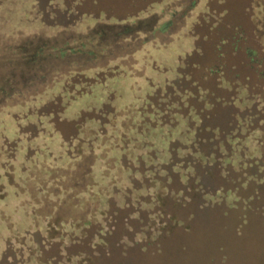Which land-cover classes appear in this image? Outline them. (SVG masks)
<instances>
[{"label":"trees","instance_id":"obj_1","mask_svg":"<svg viewBox=\"0 0 264 264\" xmlns=\"http://www.w3.org/2000/svg\"><path fill=\"white\" fill-rule=\"evenodd\" d=\"M85 1L0 0V32L30 23L61 29L52 36L17 30L15 40L0 41V111L24 110L21 116L3 114L6 134L10 127L23 137L55 132L63 145L77 143V155L84 145L89 155L110 153L104 143L114 134L119 138L112 158L118 177L104 187L100 200L104 225L82 223L88 235L98 237L94 248L111 249L110 240L119 235L128 238L127 247H159L163 237L189 226L187 216L206 209L224 208L222 213L243 219L264 215V55L249 42L248 32L222 23L216 6L210 8L203 25L197 21L190 31L203 47L178 60L174 75L163 83L149 81L144 100L127 109V121L106 138L110 121L115 124L118 117L113 92L73 121L65 120L66 109L93 86L123 74L114 63L118 53H135L138 44H163L172 21L160 23L157 15L139 19L142 10L135 6L113 14L97 0ZM83 16L94 21L93 28L64 33ZM17 121L23 123L16 126ZM69 150L64 146L63 154ZM80 172L75 178L80 182L91 174Z\"/></svg>","mask_w":264,"mask_h":264},{"label":"rangeland","instance_id":"obj_2","mask_svg":"<svg viewBox=\"0 0 264 264\" xmlns=\"http://www.w3.org/2000/svg\"><path fill=\"white\" fill-rule=\"evenodd\" d=\"M97 1L113 14L128 13L134 6L147 10L138 14L139 19L152 15L151 7L161 2ZM84 4L90 5L91 1L86 0ZM243 5L246 10L239 18L235 15L236 9ZM222 7L235 13L227 19L241 23V28L249 34V42L261 48L260 55H264V0H227L217 6L218 11ZM97 23L111 24L113 21L98 20ZM124 23H128L127 20ZM94 24L90 17L83 16L70 28H65L64 33H85ZM172 28L177 30L178 24L173 22ZM17 30L23 35L41 32L46 36L61 31L35 23L14 24L0 32V41L15 40L13 33ZM138 37L141 40L143 34ZM177 39L163 53L154 52L149 44H138L135 53L129 49L118 53L120 59L114 63L123 74L106 80L103 85L93 86L89 94L69 104L65 117L98 108L105 102L106 93L113 92L111 104L118 117L115 124L110 121L111 128H107L105 135L109 137L114 126L117 129L121 121H127V109L137 107L144 100L149 93V81L161 84L174 75L175 57L185 49L183 39ZM153 65L164 72H156ZM23 111L18 108L0 111V264H264V215L254 214L243 219L233 212L222 213L224 208L219 211L206 209L192 218L187 216L184 221L189 226L184 224V228L163 237L159 247H127L128 238L119 235L110 240L111 249L96 250L93 245L99 244L98 237L88 235V228L82 223L92 220L104 225L100 200L105 194L104 187L118 177L119 171L112 158L117 150L114 146L120 147L119 138L117 140L112 134L114 137H109V142L106 140L105 146L112 150L105 155L102 152L89 155L84 144L81 146L83 153L77 155L78 145L71 141L64 144L70 149L67 155L53 159L50 153L51 149L56 151V144L50 147L48 143L47 149L45 145L41 148L43 143L38 144L32 137L17 136L11 127L6 134L3 114L15 112L21 116ZM21 123L17 121L15 125ZM82 139L85 141L86 137ZM41 141L45 143L46 139ZM128 148H133L131 143L127 144ZM79 168L91 172L84 182L75 179L81 173ZM136 239L144 238L136 236Z\"/></svg>","mask_w":264,"mask_h":264},{"label":"crops","instance_id":"obj_3","mask_svg":"<svg viewBox=\"0 0 264 264\" xmlns=\"http://www.w3.org/2000/svg\"><path fill=\"white\" fill-rule=\"evenodd\" d=\"M182 2L184 3L182 4ZM226 2L227 0H182V1L180 0H172V1L161 0V2H159L158 5L151 7V12H153L152 15L159 16L160 23L171 19L172 24L173 22H176L178 24V28L177 30L171 29L165 35V38L163 37V44L155 45L154 42H152V44L150 45L151 49L154 52L163 53L165 49L169 48L172 45L175 39L177 38L183 39V42H184L183 45H185V49L181 53L176 55L175 57V63H176L178 60H181L185 56L192 53L196 47L198 46L203 47V40L201 38L198 39L194 37L190 31L192 28H195L197 21H200L201 24L203 25V15L207 14V12L210 10V8H213V6H216V14L220 18V21L222 23H230L233 26H237L238 28L242 29L241 23H239L236 20L227 19L229 15L235 14L234 12L230 13V10L227 7H222L220 11H218L217 6H220L222 5V3H226ZM245 10H244V5L240 6L239 8L236 9L235 15L240 18L244 16ZM146 11L144 12L142 11V12L145 13ZM164 39H166V41ZM201 52H203V49L201 50ZM157 67L158 69L155 71L159 72L160 71L159 69L161 67L159 66ZM65 118H66L65 119L66 121H73L75 120L76 116L73 115L71 117H65ZM32 139L33 141L36 140L38 144L43 143V144H40L41 148L45 145L47 149L48 143L50 147L53 144H56L55 145L57 147L56 151H53V149H51V153H50L51 158L53 159L62 158L64 156L63 154L64 145H63L62 139L55 132L53 134H49L48 137H43L40 135L38 137H32ZM42 139H46V142L44 143V141H41ZM96 152L97 150L94 152V154H96ZM57 153H60V155H58Z\"/></svg>","mask_w":264,"mask_h":264}]
</instances>
